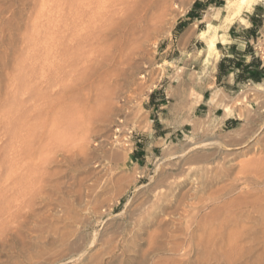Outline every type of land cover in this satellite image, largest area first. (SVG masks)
<instances>
[{
    "label": "rangeland",
    "instance_id": "374dc122",
    "mask_svg": "<svg viewBox=\"0 0 264 264\" xmlns=\"http://www.w3.org/2000/svg\"><path fill=\"white\" fill-rule=\"evenodd\" d=\"M195 1L205 5L189 18ZM230 1L153 0L141 21L132 9L130 24L121 18L126 26L117 29L119 15L105 22L91 12L77 15L74 0H0V104L9 107V91L20 75L31 74L34 98L45 89L42 74L68 78L71 88V98L55 105L60 111L53 109L57 119L53 113L40 117L41 126H55L60 139L37 153L35 161L45 153L53 156L40 169L46 172L27 184L20 174L26 159L6 160L0 167V264H23L31 255H40L33 258L36 264L57 259L62 260L54 264H264V234L258 233L261 187L254 196L239 195L240 186L248 187L240 182L227 196L214 192L224 182L211 187L180 220L189 234L176 240L166 234L170 220L161 230L157 223L144 227L155 190L161 196L180 183V195L193 177L229 166L237 174L241 164L264 156V75L259 81L235 80L241 69L236 62L248 65L254 58L264 65V0L241 9L224 29ZM207 23L215 28L210 34L225 37L217 43L218 62L235 60L219 77L218 62L204 61L206 42L198 36ZM109 24L114 29L105 42L83 38L81 32ZM71 30L78 31L73 41ZM52 89L47 93L61 95L57 85ZM213 94L219 97L210 103ZM107 108L110 118L104 120ZM200 141L201 147L187 152L191 142ZM180 241L182 249L175 246Z\"/></svg>",
    "mask_w": 264,
    "mask_h": 264
},
{
    "label": "bare ground",
    "instance_id": "6f19581e",
    "mask_svg": "<svg viewBox=\"0 0 264 264\" xmlns=\"http://www.w3.org/2000/svg\"><path fill=\"white\" fill-rule=\"evenodd\" d=\"M167 1H169V0H167ZM255 2H256V0H231L230 3H229L230 4V12L228 13V15H226L224 17V21H223L222 27L225 29L229 25L234 23V19L236 17H239L241 9L251 10L252 6H253V4ZM74 4L76 6V14L77 15H81L82 11H83V15H84V11H86V13H90L91 12L92 14L101 15V17H103L104 22H105V20H108L109 18L112 19L115 15H117V16L119 15V19L117 17H115V18L118 19L115 23H118L119 25L118 24L116 25L114 23L113 24L117 26V27L115 26L117 29L118 28L119 29H122V28L124 29V26H126V25L123 24L122 21L124 20V22H126L127 20H129L128 18L130 16V12H131V15H133L131 10L133 9V11H134L136 9V13L135 12L134 13H135V15L137 14L136 15L137 18L138 19L143 18V14L146 11H148V7L150 5L152 6L153 0H110V4L108 6L107 5L106 6H101V5H97L96 6L94 4L93 0H74ZM66 6L68 7V4H67L66 1H65V3H61L60 4V8H62V10H65ZM74 14H75V12H74ZM120 19L122 21H120V23H119ZM133 21H135V20H133ZM140 21H141V19H140ZM140 21L137 20V22H140ZM110 22H111V20H110ZM127 22L129 23V21H127ZM105 24H103V25L105 26ZM114 25H113V28H111L112 27L111 24H109V27L107 25L108 28H104V27L100 26L97 30H95L97 27H94L95 29L93 31L89 30L88 32H81V33L83 34V38L84 39H87L88 37L89 38L91 37V38H94V40L96 42L97 41L98 42H105L106 39H107L106 37H109L108 35H111V34L107 35V33H109L111 30L114 29ZM132 25H134V24H132ZM212 27H213V25L211 23H207V29L200 31L198 33V36H199V38H204L205 42H206L205 57H204L205 60L204 61L206 63H208V64L210 62V64L215 65L217 63L218 57H219V50H218L217 45H216L217 42H218V36L221 39V42H223L225 40L224 39L225 37H223L224 36L223 34H220V35H217L216 33H211L210 34V30L212 29ZM72 31H74V32H72ZM80 31L81 30H79V32ZM119 31H121V30H118L115 33H114V31H112V32L114 34H118ZM214 31H215V28H214ZM70 34H71L70 37H71V39L73 41V40L76 39L75 36L78 34V31L71 30ZM82 34H81V36H82ZM115 36H116V38H117V36L123 38V36H119V35H115ZM110 37H112V36H110ZM115 41L116 40H113L114 43H112V45H111L112 50L114 48L112 46H114L117 43V42L115 43ZM109 43H111V42H109ZM116 45H115V47H116ZM113 51H115V50H113ZM199 52H200V50H199ZM111 58H114V55ZM59 75H60V73H57V76H59ZM42 76H43V79L45 81V89L44 88H39L37 90L38 92L35 94V98H34V91L36 89L33 88V87H30V84H29V80L31 79L32 76H31V74H25V75H20L19 78H16L15 81L13 82V84H12L11 91H9V93H10L9 94L10 98H9V103H8L9 107L6 109L5 108L6 105L4 107V105L2 106L0 104V167L3 166L4 162H6V160L11 162L10 161V159H11L14 162L15 160L26 159L25 164H22V167H20L23 170V171L21 170L22 172L20 174H21L22 178L26 181L27 184L28 183H30V184L34 183V182H31V181L34 180V178L36 176H39L38 173L40 175H42V173L46 172V171L43 170V172L40 173V169H41V167L45 166L44 165L45 162L49 163L50 159L53 157L52 155H49V154L45 153V155H44L45 157L42 155L43 157L41 159L35 161V159L38 158V154L41 153L42 150L44 149L43 147H45V146L48 147L49 144H50V147H51V143L56 144L60 140V139H57L58 136H57V138L55 137V131H56L55 129H57V128L55 126H54L55 127L54 128L51 125L50 126L49 125L48 126H46V125L41 126L42 122L40 121V117H42V115L45 114L44 118L47 119L46 115H49V113H51V114L53 113V114H55L56 119H57V114L53 112V109L55 108V105L59 106V104H60V106H61L62 103H60L59 100H63L65 97L67 99L69 98L70 94L67 95V93L71 89L70 86L68 85L69 83H66V80L68 78H66V80H65V77H63L62 79H56V78L54 79L53 78L54 79L53 80V79L49 78L51 75L42 74ZM54 85H57V88L61 92V95L60 96L58 95V97L55 96L53 92H52L53 96L49 92H48L49 94L47 93V91L52 89V87ZM41 89H44V90H41ZM53 90L54 89H52V91ZM262 90H263L262 85H258V87H256V91H258V93L260 91H262ZM211 93H213V92H211ZM216 95H218V97H219V94H213L212 97L210 96V98H209L210 100H208V102L209 101H210V103L213 102L214 101V97ZM61 98H63V99H61ZM70 98H71V96H70ZM3 108H5L6 110H4V112H1L3 110ZM56 109L57 108L54 109L55 112L60 111L59 109H57V111H56ZM223 110H224V114H228L230 112L229 106L227 104L224 105ZM110 111L111 110H109V108H107L106 111L104 112V114H102V119L104 118V120H108L110 118L109 117ZM261 111L264 112V107L262 108ZM241 115H242V113L240 114V116ZM52 117H54V116H52ZM31 118H32V122L34 121V125H31L32 124L30 122ZM54 119H55V117H54ZM44 122H46V121H44ZM50 122L53 123V121H50ZM50 122L45 123V124H49ZM55 122H57V121H55ZM54 125H55V123H54ZM194 125L195 124H193V126ZM194 128L195 127H193V129ZM255 132L256 131L251 132L252 135H255L254 134ZM215 142L218 143V141H215ZM203 143H201V141L200 142H191L189 144V146H188L187 152L197 148L200 145L202 146ZM207 143H205V145H207ZM211 143H214V142H211ZM15 146L18 147L17 150L15 149ZM226 148L229 149V146H227ZM60 149L61 148L58 147L57 151L58 150L60 151ZM47 150H48V148H47ZM13 152L15 153V155H12ZM53 152H55V150ZM51 154H52V152H51ZM62 154H63V152H62ZM51 160L54 161V159H51ZM245 163L241 164V166H243V167H241V170L238 171L237 174L233 173V171H231V166L228 165L229 167H227V169H225V171L218 172L216 170L218 173L214 172L213 175H211V174L209 176L206 175L207 177H201V176L193 177L192 178V181H193L192 185H190L185 190V192L181 193L180 195H179V188L181 186L180 183L177 184L173 188L168 187V188H170L169 192L167 191L168 193H165V194L163 193V194H161V196H159L158 193H156V190H155L154 194H153V197L156 198V200L153 201V203L151 205L149 204L151 207H149L150 209L148 208L149 210H147L145 215H150V216H148L150 218L149 219H146V218L144 219V221L146 220L145 221L146 223L144 224V227L148 226V224L153 225V224L157 223L158 227H159V228H157V230H159V229L161 230L163 227L167 226L168 221L170 220V222H171L170 226H172V225L173 226L168 229L169 233H166V234H172L171 235V237H173L172 239L176 240L177 237L180 234H189L188 231L187 232H186V230L183 231L180 228V226H179L180 220L183 219L184 217H186L190 213L189 212L190 210L188 208H193L194 206H198L196 203L200 202L203 193H205L211 187L215 186L216 184H218L220 182H224L225 185H222V186H220L218 188L216 187L217 189L214 191L215 193L219 192V191H223L222 194L218 193L219 194L218 196H220V194H221V196H223V195L227 196L232 191L238 189L239 182L241 184H244L245 186H248V187H244V188H246V190H244V188L240 186V188L238 189V194L239 195H242L244 193H247L248 195H250L251 193L253 194L254 193L253 191H255L256 189L257 190L259 189L257 187H261V190L259 189V192H263L264 193V156H258V157L253 158V159H251V160H249V161H247ZM219 167H221V166H219ZM45 169H46V167H45ZM219 169L220 168H218V170ZM11 170H12L13 174L16 173L14 169H11ZM220 170H222V169H220ZM12 173H11V175H12ZM16 178H17V176H16ZM13 179H15V178L13 177ZM20 179H21V177H20ZM35 180H37V178H35ZM159 182H161V181H159ZM158 185H160V184H158ZM209 194H210V191H209ZM209 194H208V197H209ZM253 196H254V194H253ZM238 197L235 196L232 201L237 200ZM189 200H196V201L190 203ZM244 201H246V200H244ZM244 201H243V203L246 204V202H244ZM148 202H150V200ZM229 202H231V201H229ZM194 204H196V205H194ZM242 204H240V205L242 206ZM245 204H243V205H245ZM255 204H256V202H255ZM228 205H229V203H228ZM245 208H246V206H245ZM168 209H170V210L168 211ZM236 210H237V208H236ZM254 212H256V211H254ZM243 213H244V211H243ZM161 214L163 216L162 218H160ZM170 215H171V217H170ZM255 215H256V213H255ZM169 217H170V219H169ZM261 217L262 218H260V219L258 218L259 219L258 226L260 227L258 233L259 234H264V211H263ZM172 218H174V219H172ZM244 219L246 220V217ZM196 221H198V220H196ZM227 221H228V219H227ZM196 224H197V227H198L199 224H200V220ZM164 225H166V226H164ZM180 225H181V223H180ZM138 226H141V225H138ZM161 226H162V228H160ZM165 230L167 231L166 228L164 229V231ZM187 230H188V228H187ZM242 230H244V228ZM242 230L240 232H242ZM164 231H163L162 234H165ZM236 232L238 233V231H236ZM150 234H152V233H150ZM190 234H193V233L190 232ZM151 237H154V235L151 236ZM61 240H64V237H61ZM180 242H176V243L174 242L176 244L175 245L176 247L179 246L178 249H180V247L182 249V247H183L182 246L183 243L182 242L180 243ZM174 243H173V245H174ZM172 249H173V247H172ZM39 256L40 255H33V256L31 255L30 257H27L25 259L23 264H36V262H35V260H33V258H37ZM61 260L57 259V260H55L52 263L54 264L56 262H60Z\"/></svg>",
    "mask_w": 264,
    "mask_h": 264
},
{
    "label": "trees",
    "instance_id": "16d2710c",
    "mask_svg": "<svg viewBox=\"0 0 264 264\" xmlns=\"http://www.w3.org/2000/svg\"><path fill=\"white\" fill-rule=\"evenodd\" d=\"M204 3H200L199 1H195L191 7V9L188 12V16L190 17H197L196 11L201 8L200 6H204ZM223 61H227L228 64L224 65ZM234 59L230 57H226L224 60H221L217 64V76L219 77L221 74H225L230 67H232V64H234ZM230 62V63H229ZM238 67H240V71L235 73V80L236 81H245L248 79H252L254 81H259L264 75V65H261L260 61L257 59H252L250 61V64L244 65L236 62ZM153 97V94L151 95V98Z\"/></svg>",
    "mask_w": 264,
    "mask_h": 264
},
{
    "label": "crops",
    "instance_id": "0c3cea01",
    "mask_svg": "<svg viewBox=\"0 0 264 264\" xmlns=\"http://www.w3.org/2000/svg\"><path fill=\"white\" fill-rule=\"evenodd\" d=\"M241 20H243V19H241ZM232 24H233V23H232ZM232 24H231V25H232ZM228 28H230V25H229L227 28H225V29H228ZM217 35H218V34H217ZM219 42L222 43L221 41H218L217 43H219ZM216 45H217V44H216ZM218 60H219V58H218ZM217 62H218V61H217Z\"/></svg>",
    "mask_w": 264,
    "mask_h": 264
}]
</instances>
